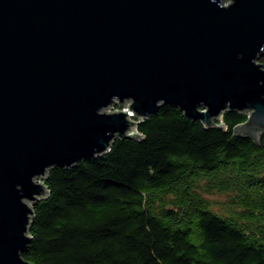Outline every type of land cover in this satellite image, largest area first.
Segmentation results:
<instances>
[{"label":"water","instance_id":"obj_1","mask_svg":"<svg viewBox=\"0 0 264 264\" xmlns=\"http://www.w3.org/2000/svg\"><path fill=\"white\" fill-rule=\"evenodd\" d=\"M263 54L264 0H0V264H35L51 168L141 139L163 105L207 128L245 112L235 132L258 141Z\"/></svg>","mask_w":264,"mask_h":264},{"label":"trees","instance_id":"obj_2","mask_svg":"<svg viewBox=\"0 0 264 264\" xmlns=\"http://www.w3.org/2000/svg\"><path fill=\"white\" fill-rule=\"evenodd\" d=\"M264 62V54L258 59ZM172 104L104 154L55 166L23 256L35 264H264V132ZM218 196V197H217ZM219 196H223L219 198Z\"/></svg>","mask_w":264,"mask_h":264},{"label":"rangeland","instance_id":"obj_3","mask_svg":"<svg viewBox=\"0 0 264 264\" xmlns=\"http://www.w3.org/2000/svg\"><path fill=\"white\" fill-rule=\"evenodd\" d=\"M226 3H228V1L226 2ZM130 103V101H127V104H129ZM118 108H120L118 105H111V106H109L108 108H107V111H114V110H116V109H118ZM218 197V196H217ZM223 196H219V198H222Z\"/></svg>","mask_w":264,"mask_h":264},{"label":"flooded vegetation","instance_id":"obj_4","mask_svg":"<svg viewBox=\"0 0 264 264\" xmlns=\"http://www.w3.org/2000/svg\"><path fill=\"white\" fill-rule=\"evenodd\" d=\"M259 61V60H258ZM260 62V61H259Z\"/></svg>","mask_w":264,"mask_h":264}]
</instances>
